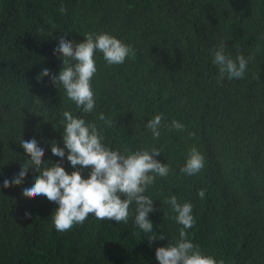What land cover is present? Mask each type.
<instances>
[{
	"label": "trees",
	"instance_id": "16d2710c",
	"mask_svg": "<svg viewBox=\"0 0 264 264\" xmlns=\"http://www.w3.org/2000/svg\"><path fill=\"white\" fill-rule=\"evenodd\" d=\"M100 32L132 53L120 65L97 54L96 107L85 118L112 148L161 151L169 175L146 194L155 199L153 230L165 239L149 241L131 218L120 224L91 214L57 232L55 202L2 186L30 158L22 138L44 143L42 160H60L49 147L62 146L60 114L80 110L50 76L37 75L61 67L60 35L80 42ZM220 40L233 59L251 57L242 79H218L211 53ZM158 113L169 127L154 139L144 125ZM174 119L183 130L170 127ZM193 147L204 167L187 176L180 168ZM35 174L30 167L24 183ZM173 194L191 202L195 223L186 232L203 253L223 264H264V0H0V264H159L155 249L182 227L163 203Z\"/></svg>",
	"mask_w": 264,
	"mask_h": 264
},
{
	"label": "clouds",
	"instance_id": "9594fccd",
	"mask_svg": "<svg viewBox=\"0 0 264 264\" xmlns=\"http://www.w3.org/2000/svg\"><path fill=\"white\" fill-rule=\"evenodd\" d=\"M83 37L82 41L73 42L60 35L54 51L60 53L61 67L52 73L43 68L37 75L38 80L50 76L57 87H62L67 100L80 110V114L70 110L60 114L62 119L58 123L62 129V146L55 140L49 145L52 155L60 160L55 163L42 160L44 143L35 136L22 138L19 144L26 157L30 158L20 164L19 171L11 180L5 178L2 186L21 185L23 195H43L55 202L57 207L51 218L57 232L83 224L91 214L98 221L108 220L120 224H127L131 218L134 226L140 233L147 235L149 241L165 239L163 232L153 230L149 214L154 211L155 199L146 194L158 177L169 175V165L156 158L161 151L156 147L131 151L112 148L104 143V135L97 125L85 118L96 107L92 81L98 71L97 54H102L108 65H120L130 56L132 49L107 32L87 33ZM225 48L226 42L220 40L211 53L212 63L218 69V79H242L251 57L238 54L233 59ZM162 120L163 115L158 113L145 122V129L151 132L154 139L160 136L162 127H169L162 124ZM170 127L183 130L184 125L174 119ZM64 159L72 167L71 172L65 170L62 164ZM30 167L36 169V174L30 182L24 183ZM203 167L204 157L193 147L180 172L193 176ZM84 169L88 170L86 176L82 174ZM198 195L204 198L205 191L199 190ZM163 203L170 206L174 213L172 218L182 227L177 239H167L166 245L155 249L159 264H223L222 260L218 261L214 256L203 253L188 238L186 230L195 223L191 202L181 204L173 194Z\"/></svg>",
	"mask_w": 264,
	"mask_h": 264
}]
</instances>
